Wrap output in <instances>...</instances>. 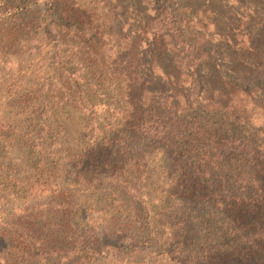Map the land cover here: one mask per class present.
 <instances>
[{
	"label": "trees",
	"instance_id": "1",
	"mask_svg": "<svg viewBox=\"0 0 264 264\" xmlns=\"http://www.w3.org/2000/svg\"><path fill=\"white\" fill-rule=\"evenodd\" d=\"M92 1H4L3 70L42 47L50 65L11 101L30 123L7 138L27 161L0 150V264H264V7L116 0L128 16L102 20Z\"/></svg>",
	"mask_w": 264,
	"mask_h": 264
},
{
	"label": "rangeland",
	"instance_id": "2",
	"mask_svg": "<svg viewBox=\"0 0 264 264\" xmlns=\"http://www.w3.org/2000/svg\"><path fill=\"white\" fill-rule=\"evenodd\" d=\"M5 0H0V16L3 14L5 17H0V25L5 21V18L8 17L10 8L6 7ZM34 0H30L32 3ZM45 0H40V2H44ZM85 2L86 0H78ZM92 1V0H91ZM120 3H130L131 1H140V0H118ZM93 10L96 11V15L106 16L102 20L108 19H116L125 18L128 14H123V9H116L113 5L116 4V0H93ZM224 2V0H223ZM242 2V1H241ZM217 8L222 7V1L216 0L214 1ZM243 4L245 6H249L253 8V10H259L264 7V0H244ZM237 5V4H236ZM243 5V6H244ZM156 6V0H144V5L141 7H148L147 13H154V8ZM238 6V5H237ZM224 10V8H222ZM14 12V11H12ZM121 16V17H120ZM128 18V17H127ZM135 30V29H134ZM133 33V32H131ZM48 48L39 49L33 53H28L24 50H15L13 54L8 55L6 62L9 64L3 70V63L0 60V150L3 151L5 149V153L7 156L11 155L14 159L13 163L21 164L27 161L26 152L23 148H20L16 141L12 139L7 140L9 136H11L10 131H16L18 135L20 132L24 131V128H21L22 125L30 123L27 117L18 116L19 105L17 103L11 102L15 100L17 92L23 93L25 88L29 86V84L33 81L43 82V80L49 76L47 73L45 76L44 72H48L50 63L47 59L50 57L48 52ZM14 60V62H11ZM22 65V66H21ZM22 68V70H19ZM59 124H63L64 129H66L68 141L72 145H77L79 139L82 137L84 132V121L83 114L73 107H66L63 109L57 110ZM7 126L8 128H4L1 126ZM18 138V137H17ZM6 140V141H5ZM15 140V139H14ZM19 140V139H18ZM0 210L5 208L4 201L0 200ZM197 241H202L203 243H207L209 241L212 242H220L222 241V237L217 232L209 230L207 228H200L198 233L195 236ZM231 244L228 241H222V247L230 248ZM134 251V250H133ZM148 257L147 260H144L139 264H178L176 261L172 260V258L167 255L165 252H161V254H152L150 253V248L143 249L141 251ZM124 262L123 264H131L130 255L131 249H124ZM207 260V258H206ZM205 260V261H206ZM135 261V260H134ZM96 264H104L103 261H97ZM133 264H137L136 261ZM204 264V263H203Z\"/></svg>",
	"mask_w": 264,
	"mask_h": 264
}]
</instances>
